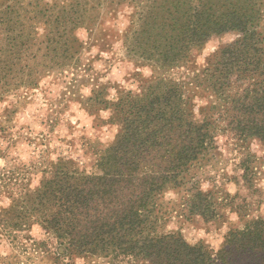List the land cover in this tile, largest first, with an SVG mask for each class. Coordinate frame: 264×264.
Returning <instances> with one entry per match:
<instances>
[{"label": "trees", "instance_id": "obj_1", "mask_svg": "<svg viewBox=\"0 0 264 264\" xmlns=\"http://www.w3.org/2000/svg\"><path fill=\"white\" fill-rule=\"evenodd\" d=\"M22 1L0 0V97L76 67L73 33L89 30L101 15L95 0H37L34 7ZM133 6L126 52L150 64L152 75L139 92H120L115 103L100 99L119 131L94 171L60 157L41 167L34 191L12 173L0 175V189L20 194L0 208V237L21 254L30 248L37 264L64 258L74 264L75 257L86 264H264V216L229 229L215 252L158 225L163 193L186 186L219 135L237 148L251 139L264 146V0H134ZM225 33L236 39L196 65L192 54ZM176 69L179 76L164 75ZM205 97L203 105L194 102ZM187 192L188 211L209 218L207 193L194 186ZM33 223L50 239L26 248L14 233ZM2 259L21 264L14 253Z\"/></svg>", "mask_w": 264, "mask_h": 264}, {"label": "clouds", "instance_id": "obj_2", "mask_svg": "<svg viewBox=\"0 0 264 264\" xmlns=\"http://www.w3.org/2000/svg\"><path fill=\"white\" fill-rule=\"evenodd\" d=\"M133 9L129 6H125L123 10L118 13L119 16V30H123L127 25V15L132 13ZM111 23V22H109ZM42 32L43 30L40 29ZM75 38L79 40L85 47L82 49L83 64L79 73H72L67 70L65 73V83L60 84L57 87H52L50 81L52 76L47 75L43 77L38 86L31 89L30 92L23 87L16 90V92L6 93L3 97H0V125H2L4 131L0 133V175L7 176L14 167L23 165L28 170L27 175L23 178L22 183H28V190L34 191L40 186V181L43 177L42 171L39 169L34 170L32 165L34 162H39L42 159L56 163L60 157L71 158L76 160L79 165L87 163L89 157L83 156V150L81 149V137L86 138L89 141H99L101 144L107 145L115 138L116 133L119 131L118 125H104L97 129L94 126V121L97 115L100 119L108 120L112 115V110L99 109L97 113H89L87 107L83 103L85 100L93 95L94 89H98L100 85L106 83L118 84L125 91L139 92L137 82L125 81L124 77L127 74V70H132V64L127 63L122 65L119 62H115L111 65H105L104 61L108 60L111 53L99 52V49L92 47L91 50H87L88 41L90 39L88 30L80 27L73 33ZM236 39V36H225L221 41L211 40L205 44V47L201 50L199 55L195 57V63L203 65L205 58L211 53L215 52L220 42H231ZM121 42H117L114 45V50L120 49ZM99 52L103 58L100 61H96L91 66L90 72L84 71V66L88 64L89 59L95 56ZM118 55H123V52H118ZM195 55V53H193ZM141 72L145 77L151 75V70L147 67L135 69ZM183 71V69H181ZM100 74L98 79L96 74ZM76 75V80L79 82L81 78L88 80L87 84H79V87L74 92H67L65 85L72 82V76ZM96 80L94 83L93 81ZM50 88L48 92H43L42 89ZM61 92H66L61 103L57 104L55 101L61 100ZM105 100L110 102H117L119 97L117 89L115 87H109L106 89ZM27 96L28 100L23 101V97ZM68 96H72L73 99L69 100ZM79 96V100L75 97ZM23 101V104H21ZM30 101V102H29ZM194 102L199 106L206 103L205 100L195 99ZM16 111L12 115L11 119H7L4 115V110L11 111L13 108ZM62 109V111H58ZM52 121H55V126L52 125ZM43 141V143L41 142ZM68 141H72L75 146V151L68 144ZM226 156L234 157L231 159L225 169L230 176L241 175L243 169H238L236 173L233 172L235 165L239 164L240 157L235 153H227L223 148L220 149ZM249 151L254 153L257 158L264 157V147H262L257 141L253 140L249 146ZM81 158V159H78ZM41 167H47V165H41ZM264 165H261L260 171L257 172V176L260 177L256 181V187L264 191ZM209 175H215V173H209ZM219 186L220 179L217 176L216 180ZM242 184V181H241ZM211 183L204 182L201 184V190L207 191L211 187ZM225 190L229 195H236L237 192L245 194L244 190L234 182H229L225 185ZM11 196L7 191L0 189V208H8L11 206L13 198H19V192L15 188H11ZM164 201L175 202L179 199L178 194L172 190L165 191L163 193ZM259 211H264V205H261ZM227 220L224 224V229L227 228L228 223H235L239 220L238 213L231 211L229 208L223 209ZM255 214V213H254ZM177 217L173 214L170 223L167 225L168 230H179L185 239V242L190 245H195L200 239L206 238V233L201 225L199 228L191 223H185L183 225L177 224ZM179 219H182L180 217ZM19 238V243L28 248L33 241H41L50 239V236L44 232L40 224L33 223L30 228L24 231L15 232ZM30 236L31 240H24L23 237ZM16 254L19 256L21 264H37L35 254L29 248V251L21 254L20 249L13 248L9 239L6 237H0V264H4L2 258L8 257L10 254ZM33 256V261L29 262L26 257ZM74 264H86L83 257L73 258ZM64 264H68V258H64Z\"/></svg>", "mask_w": 264, "mask_h": 264}, {"label": "rangeland", "instance_id": "obj_3", "mask_svg": "<svg viewBox=\"0 0 264 264\" xmlns=\"http://www.w3.org/2000/svg\"><path fill=\"white\" fill-rule=\"evenodd\" d=\"M46 1L51 2V0H46ZM28 3H32V7H34L37 3V0L22 1L23 5H27ZM95 3H96V8L100 11L101 15L98 19L94 21L92 20V23L90 24L91 26L90 29L88 30V35L90 39L88 41L87 50H91L92 47H96L99 49V52L111 53L110 58L104 61L106 66L111 65L115 62H119L122 65L131 63L133 66L132 70L126 69L127 74L125 75L124 79L125 81L131 80L137 82V86L139 87L140 81L142 80L144 81L145 79H148L153 72H152V66L150 64L133 60L128 56L126 52L125 32L129 28V26L132 25L130 20L131 18H133L132 13L136 10V7L134 8L133 6L134 0H95ZM125 6L131 7L133 11L130 15L126 16L128 23L121 31L118 28V24H119L118 13H120ZM40 29L41 27L37 29L38 34L42 33ZM225 36H234V34L225 33L219 36L212 37L208 41L211 40L221 41L222 38ZM118 41L121 42V47L120 49L114 50V45ZM76 43L78 45V48L76 50L77 66L65 67L60 74H56V75L49 74L50 76H52V80L50 81V85L52 87H57L60 84L65 83L64 78L67 70H70L72 73H76V74L79 73V70L81 69V66L83 64L82 49L85 46L79 40ZM223 43L224 42L218 43L217 47H219ZM205 44L199 50L194 52L195 55L192 54L191 59L194 61V63H195L196 55L200 54L201 50L205 47ZM120 51L123 52V55H118V52ZM99 52L95 56L90 58L88 64L84 66L85 72H90L92 64L96 61H100L103 59L100 56ZM145 67L151 70L150 76L145 77L141 72L135 70L138 68H145ZM163 72L165 71H162V73ZM179 74L180 72L177 69L174 71H166V73H164V75L167 76L168 75L179 76ZM99 75H100L99 73L96 74L97 79ZM93 82L95 83L96 80H94ZM87 83L88 80L85 78H81V80L77 82L76 75H73L72 82L66 84L65 88L67 92H74L79 87V84H87ZM36 87L29 88L26 90L30 92L31 89H34ZM109 87H115L117 89V94L125 91L118 84L115 83H106L100 85L98 89H94L93 95L91 96L92 98L91 99L88 98L83 102L90 114L97 113L98 110L101 108L107 109L104 107L103 102L100 99L102 98L105 99V96L107 94L106 89ZM50 90H51L50 88L42 89L43 92H48ZM60 95H61V100L55 101L57 104L61 103L64 96L66 95V92H61ZM75 98L79 100V96ZM68 99L71 100L73 99V97L68 96ZM207 99L208 98L205 97L202 98L201 100L206 101ZM27 100L28 97L24 96L23 101H27ZM23 101H21V104H23ZM15 111H16L15 107L11 111L5 109L4 115L6 116L7 119L10 120ZM58 111H62V109H58ZM104 125H108L110 127L112 125H117V123L110 120V118L108 120L100 119L99 116L97 115V118L94 121V126L97 129H99ZM51 126H55V121H52ZM3 131L4 129L2 125H0V133H2ZM253 140L255 139H251L247 141L240 148L239 147L237 148L232 144L233 141L232 139H228V138L226 139L224 136L219 135L216 138L215 147L210 149L207 153H205V156L201 160H199L190 170L189 176L187 177L189 182L186 184V186L182 189L172 190L178 194L179 199L175 202L164 201L162 198L163 195L161 196L159 200L160 212L158 214L159 229L161 231H179V230L167 229V225L170 223L173 214H175V216L178 218L177 224L179 225H183L185 223H191L196 225L198 228L202 225L204 228V232L206 233V238H202L199 241L205 243L213 252H215L220 247L224 239V235L229 229L242 227L244 222L248 219L257 216H264V211H259L261 205H264V191H262L261 189L255 186L256 181L260 179V177L257 176V172L260 171L261 165H264V157L257 158L254 153L249 151V146ZM112 141L107 143V145L110 144ZM41 142L43 143V141ZM258 143L262 147H264L260 142ZM68 144L72 147L73 151H75L74 143L72 141H68ZM107 145L101 144L99 141H89L86 138L81 137V149L83 150V156L89 157L87 163L83 165H79L76 160H73L71 158H66V159L73 161L80 170H84L86 172L94 171L96 160L99 157L102 150ZM221 148H223L224 151L227 153L235 152L240 157L239 164L235 165V167L233 168V172L236 173L238 169H243V173H244V168H245V173L247 174L245 177L243 176V173L241 175L230 176L226 171H223V169L227 167L229 161L231 159H234V157L226 156L224 152L220 150ZM0 155H3V153H0ZM47 162H49V160L42 159L38 163L34 162L32 167L34 170L36 169L40 170L41 165H45L47 164ZM27 172L28 170L25 169L23 165L19 167H14L10 171V173H12V176L14 178L13 180H16L17 182L22 181L23 178L27 175ZM210 172L215 173V175H209ZM261 175L264 176V173H261ZM217 176H219L220 179L219 186L216 183ZM206 181L211 183L212 185L209 189H207V191H205L207 193L208 199L210 200V206L213 211V214L209 218H204L199 214L190 213L186 206V200L188 196L187 189H189L192 186L201 189V184ZM29 182L31 181L29 180ZM229 182H234L237 185H239L241 189L244 190L246 195L241 194V192H237L236 195H229L225 190V185ZM225 208H229L231 211H234L239 215V220L235 223H228L226 229H224L223 227L227 220V217L223 212V209ZM180 217H182V219H179ZM101 264H105V263H101Z\"/></svg>", "mask_w": 264, "mask_h": 264}]
</instances>
